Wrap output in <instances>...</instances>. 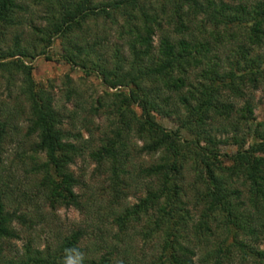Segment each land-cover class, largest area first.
<instances>
[{
    "label": "trees",
    "instance_id": "obj_1",
    "mask_svg": "<svg viewBox=\"0 0 264 264\" xmlns=\"http://www.w3.org/2000/svg\"><path fill=\"white\" fill-rule=\"evenodd\" d=\"M55 41L105 87L87 97L67 75L72 111L25 62ZM0 80L15 103L0 99V264H65L68 249L82 264H264V0H0ZM18 136L24 180L4 169ZM78 160L105 176L106 206L78 192ZM45 208L89 210L91 226L41 246L31 232ZM138 238L155 248L149 262L131 254Z\"/></svg>",
    "mask_w": 264,
    "mask_h": 264
},
{
    "label": "rangeland",
    "instance_id": "obj_2",
    "mask_svg": "<svg viewBox=\"0 0 264 264\" xmlns=\"http://www.w3.org/2000/svg\"><path fill=\"white\" fill-rule=\"evenodd\" d=\"M34 12L32 11L28 16V20L34 21V23H38V15H33ZM32 19H30V18ZM27 20V21H28ZM30 25V24H29ZM29 25L25 23L24 26H22V30L26 34H29ZM12 33L7 37V45L10 42V39L12 38ZM6 44L4 46H6ZM59 43L55 41V43L52 45V47L47 50V55L38 56L33 60H26L25 62L29 65H32L33 67V78L34 80L43 85L45 88L51 89L53 94L55 95L56 102L58 108L62 109V106L65 104V100L62 96V89L63 83L66 81V76L68 75L71 80H73L76 84H78L82 90L86 89L87 97L95 96L97 94H101L105 87L100 83V81L95 77L92 76L90 78H84L83 73L77 69V68H71L69 65L65 64L63 61L60 60V48ZM46 56H49L50 59H47ZM6 77V74H4ZM5 85L0 80V99L2 102H4V108L6 107L8 110H10L14 106V102L11 99H7L6 92H5ZM254 102L256 104L254 109V117L257 121H263L264 120V92L258 91L255 94ZM67 110L74 109L72 106V103L65 104L64 105ZM99 121H96V124H98ZM162 123L167 128H172L173 124L168 121L164 120ZM20 136L14 138V141L11 145L8 146L9 153L5 155V163H4V169L5 173L9 171V169L12 172L16 173V177L24 180V174L22 173V169L20 165L18 164V161L15 160V154H16V147L18 145ZM236 148L234 147H225L222 148L223 153L227 154H233L235 152ZM149 158L148 157H142L135 161L137 164L140 163H148ZM95 164L90 162L89 160L82 161L78 160L77 164L73 167V170L75 171L76 175L79 177H82V179L87 184V187L83 191H78L83 194H85V200L91 201V205L94 206V208L97 209L98 206H106L108 204V196L103 191H101V188L103 186H106L105 184V176H97ZM24 182V181H23ZM23 189H29L27 183L24 186ZM132 190V189H131ZM141 193L137 192L134 193V190L130 192V197L126 201L127 205H131L136 202V196H140ZM90 198V200H89ZM45 215H47V224L45 226L38 225L36 227L35 231L31 232V236H34L37 240V242L40 243L42 246L44 243L48 242V240H51V238H55L57 236H60L62 234H65L69 229L73 228L74 226L79 225H85L88 223L90 224V217L91 211L86 212H79L74 209H59L55 212L53 216H51V212L45 208L44 210ZM87 222V223H86ZM101 226L102 230L107 229L106 226ZM95 226V225H94ZM30 231H24L22 235V240L27 238V233ZM97 233V232H96ZM93 239L91 238L88 242H91ZM22 241H18L15 243L16 248H20L22 246ZM86 248L89 251H93L96 249V245L86 243ZM89 246V248H88ZM15 248V249H16ZM131 254L135 258L136 261H139L143 258V256H146L147 261L149 262L151 258L153 257V253L155 248H152V244H147L146 246L143 244V242L138 238L131 242ZM261 249H264V242L260 245ZM106 252V250H102L101 253ZM145 261V262H147ZM132 264H145V263H132Z\"/></svg>",
    "mask_w": 264,
    "mask_h": 264
},
{
    "label": "clouds",
    "instance_id": "obj_3",
    "mask_svg": "<svg viewBox=\"0 0 264 264\" xmlns=\"http://www.w3.org/2000/svg\"><path fill=\"white\" fill-rule=\"evenodd\" d=\"M68 252H75L76 256L75 258L71 257V256H67L65 258V264H82L83 262V258H84V254L79 252L77 249H68Z\"/></svg>",
    "mask_w": 264,
    "mask_h": 264
}]
</instances>
